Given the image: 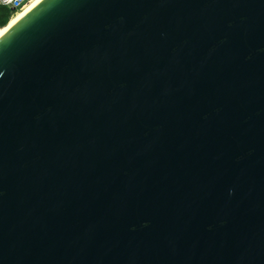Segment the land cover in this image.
<instances>
[{"label": "water", "instance_id": "95a60500", "mask_svg": "<svg viewBox=\"0 0 264 264\" xmlns=\"http://www.w3.org/2000/svg\"><path fill=\"white\" fill-rule=\"evenodd\" d=\"M0 264H264V0H39L2 33Z\"/></svg>", "mask_w": 264, "mask_h": 264}, {"label": "bare ground", "instance_id": "6f19581e", "mask_svg": "<svg viewBox=\"0 0 264 264\" xmlns=\"http://www.w3.org/2000/svg\"><path fill=\"white\" fill-rule=\"evenodd\" d=\"M30 1V2H29ZM39 0H28L26 1L20 8L14 10L12 13H15V15H11V18L10 20L8 21V23L3 26V27H0V35L2 33H4L19 17H21L29 8H31L35 3H37ZM29 2V3H27ZM27 3V5H25ZM25 5V6H24ZM24 6V7H23ZM23 7V8H22ZM22 8V9H21ZM21 9V10H20ZM17 10H20L17 12ZM17 12V13H16Z\"/></svg>", "mask_w": 264, "mask_h": 264}, {"label": "trees", "instance_id": "16d2710c", "mask_svg": "<svg viewBox=\"0 0 264 264\" xmlns=\"http://www.w3.org/2000/svg\"><path fill=\"white\" fill-rule=\"evenodd\" d=\"M12 11L13 10L10 9L9 7L0 4V27H3V26H5L8 23V21L11 18L10 13Z\"/></svg>", "mask_w": 264, "mask_h": 264}, {"label": "built area", "instance_id": "2783aa9c", "mask_svg": "<svg viewBox=\"0 0 264 264\" xmlns=\"http://www.w3.org/2000/svg\"><path fill=\"white\" fill-rule=\"evenodd\" d=\"M26 1L28 0H0V4L6 5L7 7H9L14 11L17 8H20Z\"/></svg>", "mask_w": 264, "mask_h": 264}, {"label": "rangeland", "instance_id": "374dc122", "mask_svg": "<svg viewBox=\"0 0 264 264\" xmlns=\"http://www.w3.org/2000/svg\"><path fill=\"white\" fill-rule=\"evenodd\" d=\"M29 2H30V1H29ZM29 2H27V3H29ZM27 3H26L25 5H27ZM25 5H24V6H25ZM5 6H6V5H5ZM24 6H23V7H24ZM23 7H22V8H23ZM22 8H21V9H22ZM17 9H18V8H17ZM21 9H20V10H21ZM20 10H17V12L20 11ZM17 12H16V13H17ZM12 15L14 16L15 13H13Z\"/></svg>", "mask_w": 264, "mask_h": 264}]
</instances>
